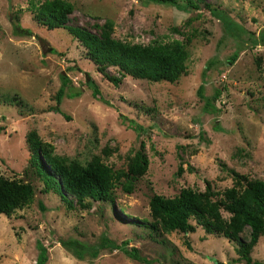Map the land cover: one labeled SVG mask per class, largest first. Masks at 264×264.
<instances>
[{"label": "rangeland", "instance_id": "374dc122", "mask_svg": "<svg viewBox=\"0 0 264 264\" xmlns=\"http://www.w3.org/2000/svg\"><path fill=\"white\" fill-rule=\"evenodd\" d=\"M39 1L0 0V176L33 190L30 205L0 213V264H35L40 244L45 264H245L231 261L236 238L207 232L193 216L190 231L163 229L149 198L184 187L204 191L208 179L215 200L245 183L228 168L264 179V0H70L68 23L105 34L104 23L111 22V37L185 43L186 68L177 79L127 73L118 84L103 73L118 72L117 65L97 63L65 27L36 19L31 5ZM87 73L101 97L87 86ZM33 146L121 170L141 148L148 163L131 192L118 185L109 199L69 193L75 203L68 206L24 171ZM216 210L229 219L221 205ZM237 234L247 239L249 227ZM132 246L142 259L126 253ZM250 255L264 258V233Z\"/></svg>", "mask_w": 264, "mask_h": 264}, {"label": "trees", "instance_id": "16d2710c", "mask_svg": "<svg viewBox=\"0 0 264 264\" xmlns=\"http://www.w3.org/2000/svg\"><path fill=\"white\" fill-rule=\"evenodd\" d=\"M31 10L36 19L47 28L65 27L87 47V51L97 63L117 65L119 71L116 73L103 70L105 77L114 84H118L121 77L127 73L152 81L161 79L172 81L177 79L186 68L185 60L188 52L182 41L152 40L143 44L111 37L108 33L111 22L104 23L105 34L95 33L85 26L68 23L70 14L74 10V5L70 0H42L32 4ZM27 31L30 32V30ZM237 55V52L232 53L228 62L232 63ZM63 81H69L68 77L64 75ZM86 82L87 86L92 89L93 95H99V88L89 78L88 73ZM202 87L201 83L198 88L199 92ZM76 93L69 91L67 94ZM61 96L62 90L55 93L57 104L53 106L54 110H60L57 105ZM126 117L122 115V119L126 120L130 127L138 132L142 131L141 124L134 118ZM147 163V156L141 148L134 151L127 169L121 170L100 161H89L82 164L59 155H44L39 147L33 146L29 165L24 171L29 173L30 170L36 174L44 181L48 189L60 195L63 202L68 206H73L75 202L68 195L69 193L77 195L78 199L83 196L93 199H109L111 191L118 185H121L124 191L131 192L135 179L138 174L144 172ZM222 166L225 165L222 163ZM181 170V166L178 167L177 173ZM227 170L237 181L244 180L245 183L240 189L235 186L226 188L220 197L212 200L211 196L215 194V191L211 188L210 181L205 179L204 191L184 187L174 196L168 197L154 193L149 198V206L152 212L159 216L163 229L190 231L193 225L189 217L193 216L207 232L217 231L229 238L237 239L238 256L232 258V262L243 260L245 264H264V258L253 259L250 255L258 237L264 233V179L248 178L234 168ZM32 194L31 184L0 176V213L9 215L16 208L30 205L33 201ZM80 203L87 205V202ZM219 205L230 212L229 219L220 216L216 210ZM242 226L249 227L247 239L237 234ZM106 241L110 242L105 238L103 243ZM111 247L118 248L119 245L114 243ZM96 253L97 251H94L93 255ZM126 253L132 258L142 259L134 246L127 249ZM46 261V248L40 244L35 264H45Z\"/></svg>", "mask_w": 264, "mask_h": 264}]
</instances>
